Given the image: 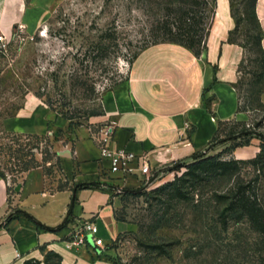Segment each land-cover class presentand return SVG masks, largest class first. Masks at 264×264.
Listing matches in <instances>:
<instances>
[{
	"label": "rangeland",
	"instance_id": "rangeland-1",
	"mask_svg": "<svg viewBox=\"0 0 264 264\" xmlns=\"http://www.w3.org/2000/svg\"><path fill=\"white\" fill-rule=\"evenodd\" d=\"M229 2L235 27L228 41L243 50L235 88L239 109L249 117L220 123L199 156L235 158L231 153L237 142L236 148L244 150L255 144L257 153L242 159L237 173L224 177L188 178L187 164L194 159L176 161L138 195H128L118 217L131 229L108 245L115 264H264L262 236L246 218L225 212L226 203L217 197L243 182L264 202L263 28L255 17L256 0ZM160 17L150 0H26L15 26L8 33L0 29L6 38L5 45L0 42V177L15 181L37 166L50 177L58 176L57 145L66 146L69 128L104 114L103 95L128 79L135 55L152 44ZM109 33L111 38L101 37ZM243 128L256 133L228 138ZM177 178H182L177 183L185 199L154 191ZM29 264H59V259L44 252Z\"/></svg>",
	"mask_w": 264,
	"mask_h": 264
},
{
	"label": "crops",
	"instance_id": "crops-1",
	"mask_svg": "<svg viewBox=\"0 0 264 264\" xmlns=\"http://www.w3.org/2000/svg\"><path fill=\"white\" fill-rule=\"evenodd\" d=\"M25 1L0 0L2 31L8 33L15 26ZM256 15L264 48V0H257ZM234 27L229 0H219L205 52L197 54L172 42L143 49L132 62L128 79L103 95L104 114L69 128L66 146L57 145L58 176L50 177L37 166L15 181L0 177V264H24L48 251L57 252L61 264H115L108 245L131 229L118 217L123 192L145 185L147 175L137 161L129 163L132 175L110 170V160L100 151L102 128L114 127L112 149L147 154L151 171L160 174L176 161L205 152L220 123L246 121L249 115L239 109L235 88L243 50L228 41ZM256 153L253 144L246 150L236 148L231 156L247 159ZM87 222L98 226L102 246L90 238L87 246L72 241L74 230Z\"/></svg>",
	"mask_w": 264,
	"mask_h": 264
},
{
	"label": "trees",
	"instance_id": "trees-1",
	"mask_svg": "<svg viewBox=\"0 0 264 264\" xmlns=\"http://www.w3.org/2000/svg\"><path fill=\"white\" fill-rule=\"evenodd\" d=\"M158 10L161 12L162 17L157 19L154 29L156 32L153 34L152 44L162 42H172L180 44L192 49L195 53L201 54V49L207 48L208 37L213 20L216 15L218 0H150ZM257 2V0H256ZM232 7V4H231ZM232 11V8H231ZM234 13V12H233ZM234 17V15H232ZM255 17L259 23L256 15L255 4ZM116 31V29L114 30ZM232 31V30H231ZM115 33V32H113ZM232 33V32H231ZM113 34H103L102 38H111ZM230 35V34H229ZM263 34L260 36V44L262 46ZM150 44V45H152ZM142 48L134 57L146 47ZM201 47V49H200ZM264 51V48L262 46ZM103 52H107L106 46H101ZM133 59V61H134ZM132 61V62H133ZM250 128H243L240 131L228 133L229 139H239L248 137L250 134H255ZM237 137V138H236ZM238 142L234 144V150ZM251 163L257 164V160H250ZM244 160L231 158L225 159L221 154L216 155H202L197 156L194 161L187 164V171L184 175L188 178H195L200 174H209L211 176H229L237 173ZM29 169H25L27 171ZM178 180L182 182V178H177L174 181L163 184L154 189L155 192L162 193L173 199H185L186 193L183 191V186L178 185ZM145 185L134 190H125L123 192V199L128 195H138ZM219 201H224L226 206L225 212H229L230 216L234 219L246 218L251 227L258 232L264 241V202L261 201L255 189L248 183L238 182L236 186L231 189L228 194H220L217 196ZM120 220H125L119 217ZM47 254H54L59 259L61 264L62 257L55 251H48ZM31 259L26 260L24 264H29Z\"/></svg>",
	"mask_w": 264,
	"mask_h": 264
},
{
	"label": "built area",
	"instance_id": "built-area-1",
	"mask_svg": "<svg viewBox=\"0 0 264 264\" xmlns=\"http://www.w3.org/2000/svg\"><path fill=\"white\" fill-rule=\"evenodd\" d=\"M0 42L5 45L6 38L0 35ZM114 135V127L109 124L102 128V138L100 140V151L101 155L107 157L110 160L111 166L110 170L112 172L122 171L125 176L132 175L133 170L129 166L130 162L137 161L141 171L147 175L145 183H148L150 179L159 174L153 173L151 171L150 160L147 154L137 156L134 153L126 149H112L111 143ZM98 226L93 222H87L82 227L74 230L72 233V241L78 246L89 245V237H91L93 243L97 246L103 245L102 238L97 236Z\"/></svg>",
	"mask_w": 264,
	"mask_h": 264
},
{
	"label": "water",
	"instance_id": "water-1",
	"mask_svg": "<svg viewBox=\"0 0 264 264\" xmlns=\"http://www.w3.org/2000/svg\"><path fill=\"white\" fill-rule=\"evenodd\" d=\"M196 158H197V157H196ZM156 178H157V176H154L150 182L154 181ZM150 182H149V183H150ZM89 238L91 239V237H89ZM91 240H92V239H91Z\"/></svg>",
	"mask_w": 264,
	"mask_h": 264
}]
</instances>
